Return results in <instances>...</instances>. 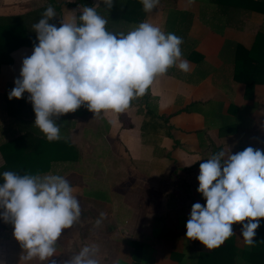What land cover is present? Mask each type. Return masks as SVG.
<instances>
[{
	"label": "crops",
	"instance_id": "0c3cea01",
	"mask_svg": "<svg viewBox=\"0 0 264 264\" xmlns=\"http://www.w3.org/2000/svg\"><path fill=\"white\" fill-rule=\"evenodd\" d=\"M101 2L92 0L94 7ZM44 5L54 8L57 27L76 19L84 7L75 0H0V15L24 14ZM142 22L181 37L182 58L190 63L191 71L185 73L173 66L159 77L150 86L143 109L133 104L124 112L130 127L122 124L119 114L94 118L90 111L82 116L68 113L56 120L60 133L75 144L80 157L55 162L42 175L70 179L82 214L72 228L63 230L57 253L46 264H67L85 244L93 243L100 247V264L132 262L136 259L133 243L139 244L150 264L188 262L199 252L208 251L199 240L186 236L192 205H206L198 192L200 163L220 151L235 154L247 147L264 150V83L248 89L234 79L236 45L250 48L256 32L264 26V11H226L214 0H159L151 12H145ZM140 23L133 25L136 28ZM33 50H14L12 62L0 67V143L29 127L36 130L29 93L24 94L22 107V114L28 112V117L16 118L9 112V93L20 78L23 59ZM190 50L196 52L191 59L187 57ZM147 103L148 109L144 108ZM188 107L191 110H185ZM94 136L103 137L107 144V153L96 151L94 158L106 164L104 160L109 163L113 156L109 168L119 176L114 180L116 185L104 187L106 196L102 199L92 198L89 189L94 181L84 183L78 172L80 166H87L80 139ZM134 180L142 181L141 188L128 194L124 187ZM117 187L119 193L114 192ZM101 213L105 215L97 226ZM233 232L230 238L237 247H243L242 224H234ZM13 233L14 226L0 218V264H20L23 250Z\"/></svg>",
	"mask_w": 264,
	"mask_h": 264
},
{
	"label": "clouds",
	"instance_id": "9594fccd",
	"mask_svg": "<svg viewBox=\"0 0 264 264\" xmlns=\"http://www.w3.org/2000/svg\"><path fill=\"white\" fill-rule=\"evenodd\" d=\"M103 3L108 9L114 6L113 0ZM141 3L145 12H151L159 0ZM55 17L49 5L33 25L38 44L32 55L23 59L20 78L9 93V99L30 94L34 125L49 142L62 139L56 123L61 116L82 106L94 113V118L124 113L131 101L145 95L170 67L191 71L190 63L182 58V38L165 34L149 22L127 34H115L106 29L107 20L95 7H83L79 24L73 18L57 27L49 23ZM198 180V192L206 205H192L187 238L214 250L234 235L233 225L241 223L245 245L255 247L254 237L260 218H264V150L220 151L200 163ZM3 181L0 218L14 226V237L23 250L20 264L34 260L46 264L57 253L63 230L80 221L76 190L58 174L5 171ZM104 215L97 219V226ZM99 253L98 244H85L67 264H100Z\"/></svg>",
	"mask_w": 264,
	"mask_h": 264
},
{
	"label": "trees",
	"instance_id": "16d2710c",
	"mask_svg": "<svg viewBox=\"0 0 264 264\" xmlns=\"http://www.w3.org/2000/svg\"><path fill=\"white\" fill-rule=\"evenodd\" d=\"M213 1V0H212ZM82 6L94 7L92 0H75ZM222 10L227 8L243 9L248 11H264V0H214ZM114 6L108 9L103 0L101 5L95 6L96 11L107 20L106 29L119 34L134 30L133 24H138L144 17L145 11L141 0H113ZM49 5L31 10L24 14L2 16L0 15V67L12 62L11 53L20 47L34 48L38 44L37 33L33 25L42 18L43 12ZM82 11L76 13V21L79 24V16ZM54 24V18L49 21ZM181 46V45H180ZM196 55L194 50L187 54L188 58ZM234 79L246 84L251 89L256 83H264V26L256 32L250 48L236 45L234 61ZM149 90L142 97L131 101V105L137 104L138 110H142L147 100ZM25 99H10V115L16 118L28 117L22 114ZM144 108H147L146 106ZM148 109V108H147ZM185 110H191V107ZM89 111L82 106L76 112L77 115H85ZM122 124L130 127L131 123L124 113L119 114ZM61 134V133H60ZM59 141L49 142L46 136L36 127H29L21 134L11 137L0 143V154L3 162L0 164V183H3V173L13 171L19 175L44 174L48 172L55 162L76 161L80 157L78 148L71 140L61 134ZM70 184V183H69ZM256 246L249 248L245 244L237 247L231 238L214 250L201 251L188 262L179 260V264H264V218H260V227L257 229ZM134 244V259L130 263L119 264H150L148 257L143 256L141 247Z\"/></svg>",
	"mask_w": 264,
	"mask_h": 264
},
{
	"label": "rangeland",
	"instance_id": "374dc122",
	"mask_svg": "<svg viewBox=\"0 0 264 264\" xmlns=\"http://www.w3.org/2000/svg\"><path fill=\"white\" fill-rule=\"evenodd\" d=\"M191 44V43H190ZM195 43H192V46H194ZM132 106V105H130ZM127 119L129 120V117L126 116ZM95 120V119H94ZM94 120L92 122H94ZM95 138H81V142H82V149L84 151V162L86 163V167L80 166V170H78V172H80L83 175L84 178V183H88L87 181L91 180L94 181L95 185H93V187H91V189H89V191H91V196L92 198H105V188H109L114 186V184L116 185L117 183L114 182V180H118L119 176H118V171H113L110 170L109 165L113 162V156L111 161L108 163V160H104L106 162V164L103 163V159H99L96 160L95 154L96 151H101V153L105 154L107 153L106 149H107V144L104 142L103 137H96ZM111 146L113 147V145L111 144ZM93 147V150H92ZM96 148V150H95ZM123 160V159H122ZM126 173L130 174V169L129 167H127L126 169ZM87 178V179H86ZM70 180V179H69ZM67 180V181H69ZM142 185V181H130L128 182V184L126 185V187H124L126 190H128V194L129 193H136V190H140ZM113 190V189H112ZM118 187L115 189L114 192L117 191V193H119L118 191ZM125 194V193H123ZM75 195V194H74ZM138 195V194H137ZM138 198V196L135 197V200ZM112 205V206H111ZM109 205L110 208H112L114 210V205L111 204ZM80 207H82V204L80 203ZM87 208V205H86ZM109 208V210L111 211V209ZM90 210H92V208H90ZM103 210V209H101ZM104 210H106V207H104ZM86 211H89L88 209Z\"/></svg>",
	"mask_w": 264,
	"mask_h": 264
}]
</instances>
